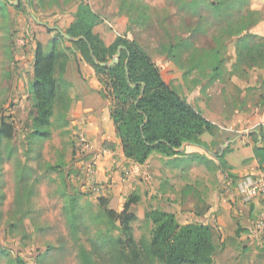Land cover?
I'll return each instance as SVG.
<instances>
[{
  "label": "rangeland",
  "instance_id": "obj_1",
  "mask_svg": "<svg viewBox=\"0 0 264 264\" xmlns=\"http://www.w3.org/2000/svg\"><path fill=\"white\" fill-rule=\"evenodd\" d=\"M78 1L43 6L38 0H7L8 6L0 12V123L3 121L14 128L12 139H3L0 145V264H19L17 260L22 264H80L79 245H88V240L103 226L94 216L100 211L97 198L102 197L109 183L96 182L94 173H89L92 176L89 178L87 170L92 167L95 172L91 152L105 129L99 122L90 127L84 116L78 115L85 95L88 98L100 96L101 86L95 72L77 52L69 53L68 76H79V86L85 94L80 92L77 99H72L67 111L57 106L51 119L50 137L31 151L26 149L35 43H41L48 53L57 33L49 28L56 27L65 34ZM81 1L88 3L98 15L95 31L102 34L105 44L116 36L134 40L165 78H170L169 86L193 103L198 111L204 104L203 113L220 115L226 121L235 116H249L256 110L264 112V105L259 104L264 94V64L261 61L253 64L250 59L237 63L235 38L226 34L227 25L235 24L237 18L216 19L203 6L193 15L179 10L173 0H126L125 6L123 0ZM127 4L135 8L148 6L149 10L144 17H139L142 19L136 20V12L128 13ZM245 12L252 16L246 33L248 44L253 46L264 41V0H250ZM31 15L47 27L36 23ZM64 40L61 45L70 49L71 44ZM168 47L172 48L173 58L166 54ZM79 62L82 68L85 65L90 68V76L81 72ZM214 66L220 75L219 80L211 81ZM94 82L97 91L92 88ZM107 123L110 126L108 117ZM221 124L224 125L223 120ZM124 175H120L122 184L127 181ZM214 176L198 175L197 179L201 180L200 184L207 181L212 190L217 191L220 182ZM200 184L197 181L195 187L188 190H194L195 198L189 200L193 214L184 216L189 222L198 220L210 207L201 200L209 188L206 186L207 191L203 192ZM66 190L81 195L79 205L85 221L76 234L72 233L63 211L67 203ZM182 190L180 188L179 194ZM183 194L179 198L174 194L165 203L171 206L178 200L187 201ZM121 198L126 201L127 193L123 191L118 201L108 202L106 209L119 212ZM138 218L140 221L132 225L134 236L136 240L141 236L148 238L150 226L141 222L143 215ZM238 219L241 226L242 220ZM213 237L218 246L220 235L217 238L213 233ZM252 240L253 243L247 239L238 245L229 244L230 254L221 257L224 261L216 258L214 262L264 264V240L260 245ZM98 264H106V261L98 259Z\"/></svg>",
  "mask_w": 264,
  "mask_h": 264
},
{
  "label": "trees",
  "instance_id": "obj_2",
  "mask_svg": "<svg viewBox=\"0 0 264 264\" xmlns=\"http://www.w3.org/2000/svg\"><path fill=\"white\" fill-rule=\"evenodd\" d=\"M59 1L68 4L73 0H38L40 5L53 6ZM179 10L198 14L201 6L216 19L222 21L237 18L235 24L227 25L226 34L235 38L236 61L252 60L253 64H264V41L253 46L248 44L246 29L252 20L246 15L250 0H173ZM123 6L126 0H123ZM8 6L7 0H0V12ZM148 6L135 8L127 4V12H136L137 18L144 17ZM260 15V14H259ZM73 22L65 34L77 41H68L70 49L61 45L65 40L56 33L51 49L45 52L41 43L36 42L33 52L32 77L29 84L31 106L26 131V149L31 151L42 140L50 137L51 119L54 110L60 106L67 111L71 100V86L64 79L69 63V53L79 54L80 59L95 72L101 86L98 94L108 102L109 119L120 142L123 156L134 164L142 165L153 154L163 157L183 155L176 152L185 142L205 146L199 139L202 134L216 137L219 128L201 116L185 99L180 97L164 82L156 64L134 41L117 36L109 45L93 33L99 17L88 4L76 3ZM264 18V17H263ZM142 18H139V20ZM227 24V23H226ZM123 47L118 63L111 67H101L94 63H106ZM171 49L166 54L173 58ZM259 64V63H258ZM128 80L133 87L127 84ZM217 66L212 69L210 80H219ZM143 91V94H142ZM260 105H264V94ZM262 147L256 145L257 138L251 135L253 156L264 171V133L260 127ZM14 128L11 124L0 123V145L3 139L11 140ZM107 146L106 144H104ZM226 147L217 158L224 170ZM187 157H191L188 155ZM55 168V167H54ZM57 169V168H56ZM231 179L233 176L228 174ZM65 184V183H64ZM66 188V187H65ZM67 203L64 215L73 234L84 225V214L79 205L80 193L70 194L66 190ZM137 196H129L120 212L106 209L108 201L98 197L100 211L94 219L102 221L88 245L80 244L78 259L80 264H98V259L106 264H213L216 246L213 229L209 225L190 223L180 225L172 213L153 209L145 212L141 222L150 226L149 237L136 240L133 223L139 218L130 212ZM22 264L20 260L16 261Z\"/></svg>",
  "mask_w": 264,
  "mask_h": 264
},
{
  "label": "crops",
  "instance_id": "obj_3",
  "mask_svg": "<svg viewBox=\"0 0 264 264\" xmlns=\"http://www.w3.org/2000/svg\"><path fill=\"white\" fill-rule=\"evenodd\" d=\"M89 7L91 8L90 5ZM96 26L93 28V33L97 34L102 40V34H98L95 31ZM116 37L112 38L105 45L111 44ZM86 65L82 68L79 62L81 72L90 76L91 70ZM68 70L69 66L67 65L64 79L71 86L70 96L73 99H77L80 92L83 94L85 92L79 86V76L70 78ZM159 72L164 82L169 85L170 78H165L163 73ZM92 88L97 91L98 88L95 82ZM84 98V106L82 105L80 108L79 117L84 116L90 127L94 123L99 122L103 124L105 129V133L101 135L100 140H97V147L91 152V160L95 169L94 179L96 182L109 183L101 196L110 202V204L113 201H118L117 199L123 191L127 193V198L131 196V193H135L133 195L138 197V201L131 205L130 212L136 217L144 216L147 211L159 209L172 213L180 225L190 223L209 225L217 238L220 235V244L218 246L213 237V242L216 246L214 261L216 258L219 260L230 254L227 249V247H230L229 244L235 243L238 245L241 241H247V239H250L251 243H253L252 239H254L260 245L261 240L263 241L264 238L257 239L252 230L254 229L258 214L264 211V195L250 202H244L239 198L236 187L245 176L258 177L264 180V171L253 156L252 147L254 144L251 141V135L254 134L257 138L256 145L258 147L263 146L259 128L262 127V132L264 133V112L256 110L255 113L251 112L249 116H235L231 121H226V118H222L220 115H210L211 113L207 115V113H203L205 105L202 104L203 107L198 108L201 116L219 128V134L216 137L202 134L199 139L205 145L204 147L185 142L176 150V152L183 154L181 156L167 158L153 153L144 164L137 165L126 160L123 156L120 142L115 135L112 122L109 119L108 102H105L97 95L91 98L85 95ZM187 103L197 110L189 100H187ZM205 104H207L206 99ZM107 117L110 121V126L109 122L107 123ZM221 120L224 121V125L221 124ZM226 122L229 124H226ZM237 123H240L239 127H237ZM232 133L236 135L233 136ZM223 135L225 137H222ZM226 147H228V151L223 157V161L225 162L223 170L219 167L217 158ZM219 148L222 150L216 153ZM188 155L191 157H187ZM122 173L125 174L124 177H127V181H123V184L120 180ZM211 174L215 175L214 177L220 182L217 191H213L207 181L204 184H200L201 180L197 179L198 175L203 177ZM228 174H231L233 177L230 179ZM197 181L203 187V192L207 191L206 186L209 188V192L201 196V200L205 201L210 207L208 206L207 212L202 214L198 220L189 222L184 216L193 214V212L190 213V211H193V204L189 200L190 198L195 200V198L194 190L191 192L188 190L190 187L194 188ZM180 188H183L181 194L186 191L183 195L187 201L178 200L177 203L168 206L165 200L168 197L174 196V194L179 198L181 196L179 194ZM119 201L121 202L120 212L125 199L121 198ZM238 218L242 220L241 226L237 223ZM245 232H247L246 235L243 234ZM216 263L218 264V261L213 262V264Z\"/></svg>",
  "mask_w": 264,
  "mask_h": 264
},
{
  "label": "built area",
  "instance_id": "obj_4",
  "mask_svg": "<svg viewBox=\"0 0 264 264\" xmlns=\"http://www.w3.org/2000/svg\"><path fill=\"white\" fill-rule=\"evenodd\" d=\"M93 174V168L89 167L87 174ZM92 176H89L91 178ZM237 194L244 202H250L264 195V180L258 177L245 176L236 187ZM253 234L257 239L264 238V211L258 214L254 224Z\"/></svg>",
  "mask_w": 264,
  "mask_h": 264
},
{
  "label": "water",
  "instance_id": "obj_5",
  "mask_svg": "<svg viewBox=\"0 0 264 264\" xmlns=\"http://www.w3.org/2000/svg\"><path fill=\"white\" fill-rule=\"evenodd\" d=\"M31 17L33 18V20H34L36 23H38V24H42V23L38 22V21L36 20V18H35L33 15H31ZM42 25L45 26V27H47L45 24H42ZM49 29L56 30L57 33H59L64 39H66V40H68V41H77V40H79V39H83V37H80V38H78V39H72V38H70L68 35L63 34V33H62L58 28H56V27H52V28H49ZM123 49H124V48L121 47V46L118 47L115 56H114L110 61H108V62H106V63H97L94 59H93V61H94V63H95L96 65L101 66V67H111V66H114V65H116V64L118 63V59H119L120 54H121V51H122ZM125 73H126L127 84H128L130 87H133V85H131L130 82H129V80H128V75H127L126 67H125ZM142 94H143V91H142ZM225 146H226V145H225Z\"/></svg>",
  "mask_w": 264,
  "mask_h": 264
}]
</instances>
